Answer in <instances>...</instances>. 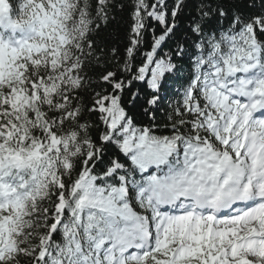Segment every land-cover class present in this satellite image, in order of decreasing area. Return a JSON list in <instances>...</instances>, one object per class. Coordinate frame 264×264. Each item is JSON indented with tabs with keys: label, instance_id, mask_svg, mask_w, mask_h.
Returning a JSON list of instances; mask_svg holds the SVG:
<instances>
[{
	"label": "snow or ice",
	"instance_id": "6c2138e0",
	"mask_svg": "<svg viewBox=\"0 0 264 264\" xmlns=\"http://www.w3.org/2000/svg\"><path fill=\"white\" fill-rule=\"evenodd\" d=\"M127 6L0 0V264H264V0Z\"/></svg>",
	"mask_w": 264,
	"mask_h": 264
},
{
	"label": "trees",
	"instance_id": "16d2710c",
	"mask_svg": "<svg viewBox=\"0 0 264 264\" xmlns=\"http://www.w3.org/2000/svg\"><path fill=\"white\" fill-rule=\"evenodd\" d=\"M171 3L172 0H169ZM118 4H124L125 7L123 10L117 9L114 12L115 19L111 20L107 26V28H104L101 30L100 35H99V40L103 43L104 48L106 49L105 55L110 54V50L115 47L118 49V56L123 57L124 56V50L128 45V36L129 32L131 30V25H132V20L130 17V8L127 6L128 0H117ZM224 6L227 9L232 8L234 5H239L241 6L243 11H248L247 9L243 8V0H223ZM190 7L194 8V3H190ZM194 14V13H193ZM187 21V15L182 18V23H185ZM150 41V35L147 37ZM147 45H145V48ZM143 51V49H142ZM167 51V48L165 49ZM115 57L112 58L110 62H108L105 66L96 68L95 70H89V75L94 79V80H99V77L101 74H103L106 71H119L118 64L115 62ZM142 62V57L140 55H137L136 60H135V65L139 66V64ZM94 87H99V88H104L106 85L103 84H94ZM136 87H140L141 95H144V88L141 87L139 84L136 85ZM133 90H136L134 87ZM90 94H85V102L90 103L89 99ZM125 101H127V93L125 94ZM143 101H138L137 106L130 111V115L133 116L135 122L138 125H147L150 123L149 117L144 113L143 111ZM165 111H167L166 106ZM158 121H163V117L160 116V114H157ZM94 120L95 117H92ZM94 135L96 133L94 132Z\"/></svg>",
	"mask_w": 264,
	"mask_h": 264
}]
</instances>
